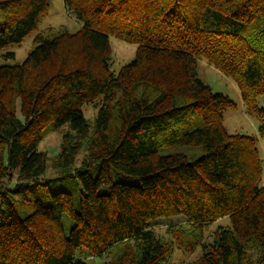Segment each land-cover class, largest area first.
Returning <instances> with one entry per match:
<instances>
[{
    "label": "trees",
    "instance_id": "obj_1",
    "mask_svg": "<svg viewBox=\"0 0 264 264\" xmlns=\"http://www.w3.org/2000/svg\"><path fill=\"white\" fill-rule=\"evenodd\" d=\"M51 3L0 0V56L37 30ZM64 6L81 31L47 28L23 63L0 66V264H172L177 249H201L191 264H264L259 139L228 132L235 103L198 69L204 59L238 85L264 139V0ZM111 37L137 46L118 74ZM55 132L60 153L49 157L39 145ZM179 148L188 155L170 153ZM174 218L185 223L158 236L153 225ZM222 219L230 226L205 243Z\"/></svg>",
    "mask_w": 264,
    "mask_h": 264
},
{
    "label": "rangeland",
    "instance_id": "obj_2",
    "mask_svg": "<svg viewBox=\"0 0 264 264\" xmlns=\"http://www.w3.org/2000/svg\"><path fill=\"white\" fill-rule=\"evenodd\" d=\"M83 23L78 21L73 14L68 12L64 6V0H52L50 10L48 14L39 23L38 28L33 34L30 35L24 42L18 46L9 48L4 51L0 56V66L4 64H20L23 63L28 54L34 49V37L37 33L47 29V28H59L65 27L71 33H76L82 30ZM109 43L111 50L113 52L111 71L118 74L120 70L127 64L131 63L136 55L137 46L127 44L121 40L115 38H109ZM7 53H14V60H7L4 55ZM198 69L200 78L211 86L214 93H220L228 96L234 103L235 107L228 109L224 114V122L227 130L232 135L241 136H253L259 139V151L261 155V160L263 164L264 171V139L259 136V124L255 117L248 114L246 106L242 100L241 92L238 85L226 75L220 73L214 67L210 66L209 63L202 59L198 61ZM259 108L264 110V98L258 100ZM83 115L87 121L94 122L97 118L98 111L93 106H86L83 108ZM60 142L61 135L59 132L52 133L49 135L40 145L39 151L45 152L49 157L57 156L60 153ZM198 155L202 153V150H198ZM173 152H182L188 155V150L184 148L171 150ZM83 156V155H82ZM79 158V163L82 161L83 157ZM96 171L93 176H96ZM51 173L47 175L50 178ZM115 181L124 182L127 184H136L134 179L123 176L115 175ZM263 183H264V173H263ZM15 182H13L10 187H14ZM105 191V189H104ZM185 219L174 218V219H162L153 225V229L156 231L158 236L166 235V229L171 225L184 224ZM230 223L226 219H222L217 223L212 224L205 232V243H210L213 240L214 233L219 228H227ZM201 256V249H199L194 255H186L180 250H176L172 259V264H191L196 261ZM76 260H85V253H77L75 256ZM100 260H97L95 264H100Z\"/></svg>",
    "mask_w": 264,
    "mask_h": 264
}]
</instances>
